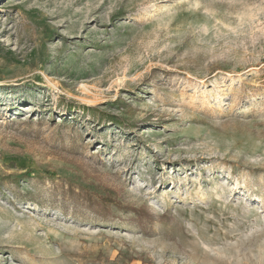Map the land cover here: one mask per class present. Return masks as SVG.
Segmentation results:
<instances>
[{"label": "rangeland", "instance_id": "374dc122", "mask_svg": "<svg viewBox=\"0 0 264 264\" xmlns=\"http://www.w3.org/2000/svg\"><path fill=\"white\" fill-rule=\"evenodd\" d=\"M0 264H264V0H0Z\"/></svg>", "mask_w": 264, "mask_h": 264}, {"label": "bare ground", "instance_id": "6f19581e", "mask_svg": "<svg viewBox=\"0 0 264 264\" xmlns=\"http://www.w3.org/2000/svg\"><path fill=\"white\" fill-rule=\"evenodd\" d=\"M212 190H213V193H217V191H218V187L215 186Z\"/></svg>", "mask_w": 264, "mask_h": 264}, {"label": "trees", "instance_id": "16d2710c", "mask_svg": "<svg viewBox=\"0 0 264 264\" xmlns=\"http://www.w3.org/2000/svg\"><path fill=\"white\" fill-rule=\"evenodd\" d=\"M134 212L140 213L139 210L133 209ZM140 216V215H139ZM141 217V216H140Z\"/></svg>", "mask_w": 264, "mask_h": 264}]
</instances>
